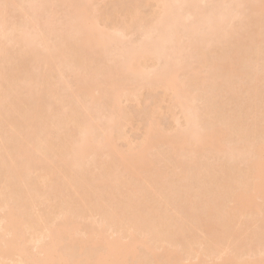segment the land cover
<instances>
[{"label":"bare ground","instance_id":"obj_1","mask_svg":"<svg viewBox=\"0 0 264 264\" xmlns=\"http://www.w3.org/2000/svg\"><path fill=\"white\" fill-rule=\"evenodd\" d=\"M98 1L0 0V264H264V0Z\"/></svg>","mask_w":264,"mask_h":264},{"label":"rangeland","instance_id":"obj_2","mask_svg":"<svg viewBox=\"0 0 264 264\" xmlns=\"http://www.w3.org/2000/svg\"><path fill=\"white\" fill-rule=\"evenodd\" d=\"M120 0H99L98 1V6H99V10H101V11H103V12H105V13H107V12H109L108 14H111L112 12H111V10L113 9V12H114V4H116L117 5V2H119ZM123 0H121L120 2H122ZM125 1V0H124ZM142 3V0H141V2H140V4ZM144 3V2H143ZM119 4V3H118ZM120 4H122V3H120ZM125 4V3H124ZM124 4H123V7H122V9L124 10ZM116 5H115V7H116ZM151 5H153V4H151ZM122 6V5H121ZM148 6V5H147ZM145 7V5H143V7H145L144 9H142V11H143V13L144 12H147L148 11V7ZM150 6V5H149ZM119 7H120V5H119ZM141 7H142V5H141ZM142 7V8H143ZM151 7V9L153 10L154 9V7L153 6H150ZM150 9V8H149ZM116 10V9H115ZM119 11H120V8L118 9ZM145 10V11H144ZM147 10V11H146ZM111 12V13H110ZM116 12V11H115ZM151 12V10L149 11V13ZM120 13H122L121 11H120ZM148 12H147V14H149ZM145 14V13H144ZM147 14H145V15H147ZM112 18H114V16L112 15V17H111V19ZM111 19L109 20V21H111ZM108 21V22H109ZM137 33H138V31H137ZM134 34H136V32L134 33ZM134 34H130L129 35V37L127 38V40L131 37V39L130 40H132V35L134 36ZM139 34V33H138ZM138 34L137 35H135L134 36V38L133 39H135L137 36H138ZM140 34H139V38H140ZM139 38H136L137 40L139 39ZM135 39V40H136ZM133 41V40H132ZM148 91V90H147ZM147 91H145L144 90V94H142L143 96L140 98V103H138V102H136V101H139V99L138 100H135V102H133V101H131V100H128L129 102H127L125 99H123V102H122V104H123V106H126L129 110H130V112H132V119H131V123L130 124H128V125H126L124 128H125V130H124V132H125V134L126 135H128V139H129V141L131 142V140L134 142V141H136V140H138L139 141V138L141 139V137H142V130H144L143 128H144V124H145V122L143 123V121H145V119H143V116L146 118V112H147V110L144 112V114H143V111H144V109H146L147 107H149L150 105L149 104H147V101L146 102H144L147 98H152L151 100H152V102H151V100H150V98H149V100H150V104L151 103H153V97H151V96H153L155 93L154 92H156V94L157 93H161L162 94V92L159 90V89H157V90H155V91H153V93L152 92H148L149 94H151V95H149L148 93H147ZM153 94V95H152ZM160 94V95H161ZM155 97H157L156 95H155ZM143 102H144V104H143ZM166 102V101H165ZM148 103H149V101H148ZM145 104H147V105H149V106H145ZM126 107H124V108H126ZM146 107V108H145ZM161 107L163 108V113L161 112V116L159 115V120L161 121L160 122V124H163V125H161L162 127L165 125L166 127H167V124L168 123H171V124H173L174 126H175V124L177 123V125H179L180 123H181V115H180V117L178 116V119L179 120H177L176 118H172L173 120H171V118L170 117H172L171 116V114L169 113V112H167L166 111V109H165V107H166V103H162V105H161ZM178 115V114H177ZM176 115V116H177ZM174 119L175 120H177L176 122H174ZM182 122H183V120H182ZM169 125V124H168ZM176 125V126H177ZM172 127V126H171ZM168 128H170V125L168 126ZM165 129V128H164ZM167 129V128H166ZM142 134V135H141ZM125 135V136H126ZM141 136V137H140ZM123 141V140H122ZM120 143H122L121 142V140L119 141V145H121ZM124 143H125V141H124ZM123 145H126V144H123ZM123 145H121V146H123Z\"/></svg>","mask_w":264,"mask_h":264}]
</instances>
